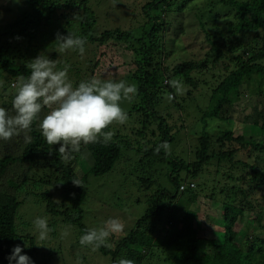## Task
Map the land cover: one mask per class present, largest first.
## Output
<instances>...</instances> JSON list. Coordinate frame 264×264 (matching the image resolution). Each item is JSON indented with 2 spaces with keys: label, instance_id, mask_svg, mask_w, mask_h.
I'll return each instance as SVG.
<instances>
[{
  "label": "trees",
  "instance_id": "trees-1",
  "mask_svg": "<svg viewBox=\"0 0 264 264\" xmlns=\"http://www.w3.org/2000/svg\"><path fill=\"white\" fill-rule=\"evenodd\" d=\"M138 1L139 16L134 20H138L134 31L116 28L95 35L96 18L88 0H26L25 7H18L19 13L11 22L1 24L0 74L14 80L29 75L27 64L35 58L33 54L43 52L49 59L56 60L61 54L65 56L72 51L59 53L57 43L51 39L46 45L43 33L50 27L55 28L52 37L56 32L66 35L74 31L77 36L86 38L85 51L92 46L91 57L105 45L117 46L119 55L130 52V79L138 92L127 114L129 117L137 115L139 125L125 136L106 128L104 131L115 133L111 142L82 145L68 163L59 158L58 144L52 146L49 155L50 146L41 135L39 119L34 121L31 131H22L8 141L0 140V264L9 263L7 257L18 239L15 218L22 201L17 194L30 177L42 185L64 188L68 195L65 201H55L49 192L43 194L46 211L77 226L83 235L87 228L81 206L89 181L112 172L121 161L123 151L136 146L141 153L138 161L144 169L153 163L169 165L167 178L172 192L154 191L143 216L127 235L112 249H98L110 257L111 264H117L121 258L131 259L134 264H264V0ZM184 14L193 17L191 25L196 30L191 34H187L190 16L184 18ZM76 19L78 29L72 28ZM58 20H64L62 28ZM218 21L220 25L216 24ZM184 35L191 36V41L201 35L207 44L200 61L172 57ZM88 62L86 69L92 78L91 70L97 68L100 60L89 59ZM59 63L62 68L68 64L64 59ZM72 70L70 65L69 76ZM173 80L179 82L181 90L188 89L184 94L187 97L200 85L209 88V106L201 115L205 126L208 120L228 122L224 109L239 102L240 87L245 85L249 93L263 98L254 122L263 139L236 134L226 126L215 133L202 127L196 137L197 146L188 159L187 156L166 155L163 149L156 153L157 145L170 144L173 140L172 127L166 122L168 116L157 109L162 94L167 93V97L172 94L174 103L178 98V111L184 110L181 93L170 84ZM5 90L2 88L0 98ZM13 98L10 95L3 106L10 114ZM47 111L45 108L39 117L43 118ZM83 152L89 154L92 165L78 176L74 166L80 163L79 156ZM210 167L214 168L213 172ZM218 178L222 185L216 188L214 182ZM72 179L81 180L82 187L74 186ZM154 182L148 176L139 178L138 188L149 191ZM190 184L194 187L190 188ZM182 186L185 187L181 190ZM202 197L215 204L221 201V242L218 238L209 239L201 222L189 214L191 210L197 212L193 205L197 208V200ZM166 208L172 209L167 221L171 225L163 227L155 236L148 222L161 220ZM245 220L251 227L243 230ZM240 234L244 237L238 242Z\"/></svg>",
  "mask_w": 264,
  "mask_h": 264
},
{
  "label": "rangeland",
  "instance_id": "rangeland-1",
  "mask_svg": "<svg viewBox=\"0 0 264 264\" xmlns=\"http://www.w3.org/2000/svg\"><path fill=\"white\" fill-rule=\"evenodd\" d=\"M26 0H0V26L1 24H8L19 13L18 7H25ZM89 7L95 14L96 22L94 26L95 35L99 34L103 30L122 29L134 31L136 28V19H138L140 2L138 0H88ZM184 18L190 16V27L187 30V34H191L195 29V26L191 25L193 17L191 14H184ZM78 19L73 21L72 28L78 29ZM64 20H58L57 24L62 28ZM220 25L221 22H216ZM186 23H182V26L186 27ZM54 27L46 28L44 31L43 40L48 45L51 41L56 44L55 36L52 37ZM69 31V28H64ZM75 30V29H74ZM72 31V30H70ZM74 35H78L76 32H71ZM67 35V34H66ZM192 37L184 35L180 37L178 42V49L172 57L176 59L190 58L195 61H200L203 58L204 53L207 50V44L202 40V36L198 35L197 39L191 41ZM117 46H102L96 52L94 57H91L92 46H89L84 55L81 56L78 51H69L64 55L56 57L57 68L59 62H68L72 65V72L69 76L70 80L76 86L80 81L88 80L92 76L86 67L89 65L88 60L92 61L100 60V64L96 69L91 70L94 72L96 78L102 81L124 80L129 84L133 82L130 79V59L132 55L127 52L124 56L119 55L116 51ZM52 53L54 49H50ZM104 50V51H103ZM186 50V51H185ZM39 51V50H38ZM103 51V52H102ZM37 52V51H36ZM35 52V53H36ZM104 53L105 55H100ZM43 54H33L32 57H37ZM51 55V54H50ZM49 56V52H48ZM93 74V73H92ZM17 80L0 74V92L3 89V97L0 98V106H4L10 95L14 96L16 89L14 84ZM134 84V83H133ZM188 89L183 88L182 99L184 110L178 111V98L175 104L167 97V93L162 94V99L157 107L158 111L165 114L167 117V124L172 127L171 136L173 138L171 145V155L178 158V156L185 157L187 159L192 155V151L197 146V134L201 131L202 127H207L208 130L214 133L223 129L225 126L232 129L236 134H243L245 137H253L254 139L261 140L263 137L260 135L259 130L254 125L257 112L262 108L263 98L259 99L255 94H251L247 91L246 86L240 87L241 97L239 102L232 105V107H225V111L229 118L228 122L224 124L217 120H208L207 126L201 122L202 111L209 106V88L200 85L195 91H192V95L187 97L184 95ZM255 90V86L253 87ZM264 90V86H263ZM259 99V100H258ZM135 103L133 98L131 101L122 100L120 102L121 108L128 112L131 110ZM138 116L132 114L128 116V120L125 124L120 125L113 123L109 126L110 130L119 132L122 136L131 133L133 129H136L138 124ZM183 127V128H181ZM135 149H125L121 161L117 162L113 168V171L99 178H91L89 181L87 195L83 209V223L87 229L99 228L104 225L105 221L109 218H119L125 224V232L128 233L141 218L148 207V201L150 195L157 190L167 189L172 192V187L169 184L167 178V172L169 171V165L167 163H153L146 166L145 169L138 160L141 153ZM191 150V151H190ZM80 163L74 166L75 172L78 176H82L86 173L92 165V159L87 152H83L82 156H79ZM123 160V161H122ZM213 167H210V172H213ZM211 177L213 173H210ZM151 177L155 180L152 188L149 191L139 190L138 179L142 177ZM200 179V178H199ZM199 179L197 181H199ZM219 180L221 183H217ZM214 182L216 188L222 185V180L217 179ZM49 192L52 194L53 199L57 202L65 201L64 198L68 197L67 192H64L63 187H56V185H42L40 182H36L34 178L30 177L29 180L22 186L17 198L22 201L15 218V229L18 235V239L14 242V246L20 244L23 247L25 243L28 247L23 248V253L31 257L33 264H111L109 256L103 255L98 250L92 251L90 246H82L79 243V239L82 233L75 225L64 222L61 216L53 215L46 211V200L43 198V194ZM140 200V201H138ZM166 200V199H165ZM164 200V201H165ZM178 201V198H177ZM215 204L207 198H199L196 205H193L194 211H190L193 217L199 222L205 235L209 239L218 238L220 241V228L219 217L221 212V201ZM87 204V205H86ZM167 212L162 213L161 220H155L154 222H148V227L155 232V236L160 234L163 227H169L171 222H167L172 209H167ZM193 212V213H191ZM178 214V212H176ZM37 217H46L48 225L52 229L47 240L41 241L38 237V230L35 229L33 221ZM251 227V223L248 220L244 221L243 230ZM246 232V231H245ZM127 235V234H126ZM244 234H240L237 238L238 242L243 239ZM125 236V235H124ZM124 236L113 235L110 237V243L114 246L116 242ZM38 245H42L39 246ZM263 247V244H261ZM9 264V263H7ZM15 264V261L12 262Z\"/></svg>",
  "mask_w": 264,
  "mask_h": 264
},
{
  "label": "clouds",
  "instance_id": "clouds-1",
  "mask_svg": "<svg viewBox=\"0 0 264 264\" xmlns=\"http://www.w3.org/2000/svg\"><path fill=\"white\" fill-rule=\"evenodd\" d=\"M55 41L59 53L68 50L78 51L81 56L85 53L87 40L84 37L57 32ZM57 63L43 54L28 62L29 75L19 76L13 85L16 93L11 104L12 113L0 106V140L8 141L22 131H31L34 121L39 119L41 135L50 146L49 155L52 154V146L58 144L59 158L68 163L74 158V153L80 152L82 145L108 144L112 141L115 133L104 130L114 122L120 125L127 122L128 114L121 108L120 102L131 101L138 88L124 80L102 81L96 77L80 81L74 86L68 75L70 65L65 64L62 69H58ZM170 84L182 94L178 81H170ZM168 99L171 101L174 96L169 94ZM45 108L48 111L40 118L39 114ZM161 149L166 155L171 154L168 142L157 145L155 152L159 153ZM71 181L74 186L82 187L81 180ZM33 224L38 230L39 240H47L52 231L47 218L37 217ZM126 234L125 224L119 218H109L103 226L87 229L79 243L90 246L92 251L101 247L112 249L114 244L109 242L110 237ZM27 247L25 243L23 247L15 245L7 257L9 264L13 261L15 264H33L31 257L23 253V248ZM117 264H134V261L121 258Z\"/></svg>",
  "mask_w": 264,
  "mask_h": 264
},
{
  "label": "built area",
  "instance_id": "built-area-1",
  "mask_svg": "<svg viewBox=\"0 0 264 264\" xmlns=\"http://www.w3.org/2000/svg\"><path fill=\"white\" fill-rule=\"evenodd\" d=\"M189 186H190V188H193L194 187V185H192V184H190ZM184 187L185 186H182L180 189L182 190Z\"/></svg>",
  "mask_w": 264,
  "mask_h": 264
}]
</instances>
